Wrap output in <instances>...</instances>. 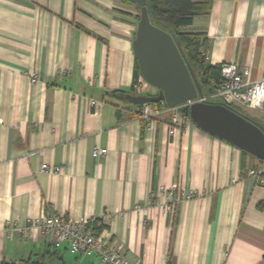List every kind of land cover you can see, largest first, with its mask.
<instances>
[{
	"label": "crops",
	"instance_id": "crops-1",
	"mask_svg": "<svg viewBox=\"0 0 264 264\" xmlns=\"http://www.w3.org/2000/svg\"><path fill=\"white\" fill-rule=\"evenodd\" d=\"M138 15L133 0H0V263L101 264L18 230L57 212L134 263L264 264V187L247 172L264 161L185 112L178 128L171 114L142 121L127 98L158 92L133 91ZM184 31L201 35L210 66L262 78L264 0H212ZM97 148L108 153L94 159ZM174 186L191 197L166 212L160 192Z\"/></svg>",
	"mask_w": 264,
	"mask_h": 264
},
{
	"label": "water",
	"instance_id": "water-1",
	"mask_svg": "<svg viewBox=\"0 0 264 264\" xmlns=\"http://www.w3.org/2000/svg\"><path fill=\"white\" fill-rule=\"evenodd\" d=\"M141 8L133 49L143 79L158 92L127 97L132 107L166 103L170 107L196 101L202 92L171 34L152 24L148 0H133ZM182 112L205 132L264 161V126L222 103L196 102Z\"/></svg>",
	"mask_w": 264,
	"mask_h": 264
},
{
	"label": "built area",
	"instance_id": "built-area-1",
	"mask_svg": "<svg viewBox=\"0 0 264 264\" xmlns=\"http://www.w3.org/2000/svg\"><path fill=\"white\" fill-rule=\"evenodd\" d=\"M206 61L209 60L208 53H203ZM31 78L37 80V73L32 72ZM215 88L205 96L196 101L170 107L162 103L160 107L154 104H143L140 107V119L147 123L163 114H171L173 128L181 127L185 124L179 116L185 107H190L196 102L201 103H222L233 109H252L264 111V74L261 79L253 80L251 70L248 67H240L236 62H228L222 65L221 80L214 84ZM151 86L140 77L133 85V91L137 95H147ZM108 153L107 149L97 148L93 151V158L99 159ZM42 171L59 175L62 172L59 166L44 164ZM248 175L254 177L257 183L264 187V162L259 169L250 168ZM160 195L167 199L164 205L166 212H173V209L184 199L191 197L185 194L177 186L170 189H162ZM157 202L152 201V203ZM25 236L32 231H39L42 234H51L54 237L55 245H66L74 255L96 256L101 264H138L130 261L120 250L112 248L106 239L96 232L90 222H80L74 220L66 214L52 212L42 217L30 219L28 225L23 229H18ZM14 229L9 231L13 236Z\"/></svg>",
	"mask_w": 264,
	"mask_h": 264
},
{
	"label": "trees",
	"instance_id": "trees-1",
	"mask_svg": "<svg viewBox=\"0 0 264 264\" xmlns=\"http://www.w3.org/2000/svg\"><path fill=\"white\" fill-rule=\"evenodd\" d=\"M212 0H148L147 9L153 25L171 34L190 71L193 73L199 88L205 87L211 92L221 80L222 66L213 67L207 64L203 56L204 43L199 34L189 33L184 29L190 26L197 16L207 14ZM141 8L139 7L138 20ZM199 72V74H198ZM139 69L136 80L140 77ZM198 74V75H197ZM162 103H155L160 107ZM235 110L242 114L239 109ZM264 208V202L259 205ZM0 264H47L43 259L28 257L18 262Z\"/></svg>",
	"mask_w": 264,
	"mask_h": 264
},
{
	"label": "rangeland",
	"instance_id": "rangeland-1",
	"mask_svg": "<svg viewBox=\"0 0 264 264\" xmlns=\"http://www.w3.org/2000/svg\"><path fill=\"white\" fill-rule=\"evenodd\" d=\"M240 112L246 115L248 118L264 126V111H257V110L243 108L240 109Z\"/></svg>",
	"mask_w": 264,
	"mask_h": 264
},
{
	"label": "flooded vegetation",
	"instance_id": "flooded-vegetation-1",
	"mask_svg": "<svg viewBox=\"0 0 264 264\" xmlns=\"http://www.w3.org/2000/svg\"><path fill=\"white\" fill-rule=\"evenodd\" d=\"M242 115H244V114H242ZM244 116H246V115H244ZM247 117V116H246Z\"/></svg>",
	"mask_w": 264,
	"mask_h": 264
},
{
	"label": "bare ground",
	"instance_id": "bare-ground-1",
	"mask_svg": "<svg viewBox=\"0 0 264 264\" xmlns=\"http://www.w3.org/2000/svg\"><path fill=\"white\" fill-rule=\"evenodd\" d=\"M95 226V225H94ZM96 228V227H95Z\"/></svg>",
	"mask_w": 264,
	"mask_h": 264
}]
</instances>
